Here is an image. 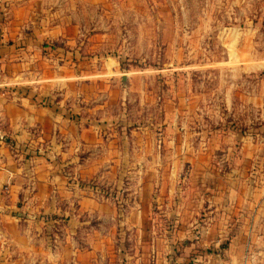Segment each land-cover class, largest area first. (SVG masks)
I'll return each instance as SVG.
<instances>
[{
  "label": "rangeland",
  "instance_id": "obj_1",
  "mask_svg": "<svg viewBox=\"0 0 264 264\" xmlns=\"http://www.w3.org/2000/svg\"><path fill=\"white\" fill-rule=\"evenodd\" d=\"M18 4L29 11L24 24L47 20V27L73 28L69 40L66 31L65 36L50 32L55 70H63L61 58L78 43L77 55L85 58L70 66L104 73L74 85L46 83L52 101L33 96L47 106L63 99L70 85L84 92L96 89L90 97L99 99L85 107L84 117L101 124L103 139L84 152L93 154L100 170L75 180L87 203H94L80 208L74 200L48 211L19 210L18 224L33 233L26 244L38 248L39 257L53 251L56 264H80L84 254L79 252L94 247L113 254L132 241L165 246L177 231L200 230L201 221L188 222L206 209V203L196 209L200 200L217 203L218 210L226 199L249 206L264 198V0H0L2 28ZM13 87H0V99L19 102L26 96ZM9 130L0 121V141L12 149L5 138ZM54 151L45 158L55 160ZM22 153L34 154L33 149ZM111 167L121 174L109 172ZM140 211L151 219L132 227L130 213ZM139 230L150 236L131 240L127 235ZM64 248L74 253L70 260H61ZM12 251L0 257L29 263L30 254Z\"/></svg>",
  "mask_w": 264,
  "mask_h": 264
},
{
  "label": "crops",
  "instance_id": "obj_2",
  "mask_svg": "<svg viewBox=\"0 0 264 264\" xmlns=\"http://www.w3.org/2000/svg\"><path fill=\"white\" fill-rule=\"evenodd\" d=\"M36 1L41 4V0ZM27 11L23 4H18L16 8L14 6L13 20L3 28L0 26L3 30L0 34V87L13 85L15 89H24L26 95L17 98L19 102L0 99V118L11 128L5 138L13 144V148L9 149V143L0 141V211L4 212L0 214V254L5 255L11 249L18 256L30 254L28 264H35L39 259L41 264H56L53 251L43 252L44 256L39 257L40 250L33 244H26L30 242L33 233L23 232L25 230L18 224L21 220L19 210L31 212L30 209L43 208L48 211L55 205H66L74 200L80 208L94 203L90 199L87 203L85 191L77 187L75 180H85L87 175H94L100 170L92 162V153L84 155L85 151L103 141L100 135L101 124L84 117L85 107L95 105L99 97H90L96 89L84 92L82 87L72 85L65 89L63 99L56 104H38L33 96L36 99L43 97L50 100L53 96L46 83L52 80L73 81L71 84L74 85L84 79L96 81L104 73L93 70L85 72L78 67H71L81 64L85 58L77 55L76 48L80 46L78 43L73 52L67 50L64 58H61L64 60L63 70H55L52 52L56 48L48 44L50 32L53 30L55 34L65 36L66 31V40H69V33L73 32V28L67 24L62 26L61 23L47 27V20L36 26L24 24L23 16ZM39 32L42 37L40 40ZM69 48L71 49L70 46ZM100 92L98 90L95 96ZM106 102L108 101L102 104ZM74 113L78 115L72 117ZM31 149L34 154L29 157L22 153ZM40 151L46 152L44 156ZM53 151L56 159L47 160L45 156ZM112 167L109 172L113 170L117 172L115 174H121V169ZM204 203V212L196 213L197 217L188 221L191 226L201 221L198 231L186 228L177 231L165 246H154L148 242L146 245L144 242L134 245L132 241L125 248H115L113 254L96 247L85 249V253L79 252L84 254V260L80 262L91 264L88 262L91 259L95 264H264V211L260 209L264 198L254 199L249 206L242 204L241 200L233 204L226 199L225 205L219 208L224 209L222 212L220 210L221 213L218 212L219 209L216 210L217 203L210 200H200L196 209L201 208ZM140 212L142 214L130 213L133 217L132 227L150 221L148 212ZM72 221L67 218L68 223ZM128 234L132 235L131 240L137 238L136 235L141 237L140 240L150 236V232L144 230ZM183 239L190 241L184 242ZM223 240H227L226 247L220 246ZM65 249L61 253V260L74 254ZM21 259L22 257L14 259L13 263L22 264ZM11 262L10 258L7 260L0 257V264Z\"/></svg>",
  "mask_w": 264,
  "mask_h": 264
},
{
  "label": "water",
  "instance_id": "obj_3",
  "mask_svg": "<svg viewBox=\"0 0 264 264\" xmlns=\"http://www.w3.org/2000/svg\"><path fill=\"white\" fill-rule=\"evenodd\" d=\"M123 80H125V77L123 78Z\"/></svg>",
  "mask_w": 264,
  "mask_h": 264
}]
</instances>
